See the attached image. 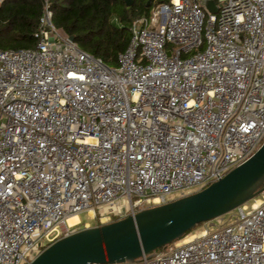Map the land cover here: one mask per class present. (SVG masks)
<instances>
[{"label":"built area","instance_id":"obj_1","mask_svg":"<svg viewBox=\"0 0 264 264\" xmlns=\"http://www.w3.org/2000/svg\"><path fill=\"white\" fill-rule=\"evenodd\" d=\"M202 1L134 20L114 68L47 0L34 48L0 50V264H31L83 213L99 226L204 189L262 146L264 0ZM203 226L120 264H264V192Z\"/></svg>","mask_w":264,"mask_h":264},{"label":"water","instance_id":"obj_2","mask_svg":"<svg viewBox=\"0 0 264 264\" xmlns=\"http://www.w3.org/2000/svg\"><path fill=\"white\" fill-rule=\"evenodd\" d=\"M130 7L132 0H124ZM151 0L146 3L149 7ZM202 5L211 13L213 1ZM73 41V37H70ZM264 192V143L245 163L220 180L165 205L134 216L84 228L47 246L31 264H120L150 255L228 214Z\"/></svg>","mask_w":264,"mask_h":264},{"label":"trees","instance_id":"obj_3","mask_svg":"<svg viewBox=\"0 0 264 264\" xmlns=\"http://www.w3.org/2000/svg\"><path fill=\"white\" fill-rule=\"evenodd\" d=\"M132 1L130 7L124 0H47V4L56 29L73 37L82 51L114 68L118 55L129 44L132 22L169 0H151L148 8V0ZM44 5L45 0H5L0 4V50L34 48Z\"/></svg>","mask_w":264,"mask_h":264},{"label":"rangeland","instance_id":"obj_4","mask_svg":"<svg viewBox=\"0 0 264 264\" xmlns=\"http://www.w3.org/2000/svg\"><path fill=\"white\" fill-rule=\"evenodd\" d=\"M176 196H174V198H175ZM79 218H80V220H81V222H82V224L81 225H79L78 227H76V230H81V229H84V227H83V223H86V225H88V228H91V227H95V226H97V221L96 220H91V219H89V218H87V215H86V213H83V214H81L80 216H79ZM225 218H227V216L225 217ZM203 225H204V223H203ZM201 226V227H198V228H196L195 230H199V231H201V230H203L204 229V227L205 226ZM210 230V229H209ZM194 231V230H193Z\"/></svg>","mask_w":264,"mask_h":264},{"label":"bare ground","instance_id":"obj_5","mask_svg":"<svg viewBox=\"0 0 264 264\" xmlns=\"http://www.w3.org/2000/svg\"><path fill=\"white\" fill-rule=\"evenodd\" d=\"M78 221H79V218L77 216L73 215V216H70L68 218L67 223L69 225H75L76 223H78Z\"/></svg>","mask_w":264,"mask_h":264}]
</instances>
